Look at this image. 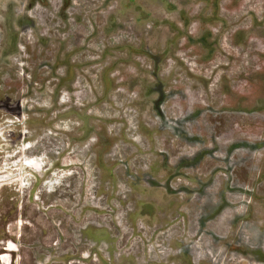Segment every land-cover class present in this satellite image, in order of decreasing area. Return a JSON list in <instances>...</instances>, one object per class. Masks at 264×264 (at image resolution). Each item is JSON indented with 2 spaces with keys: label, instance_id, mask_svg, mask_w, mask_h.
<instances>
[{
  "label": "rangeland",
  "instance_id": "rangeland-1",
  "mask_svg": "<svg viewBox=\"0 0 264 264\" xmlns=\"http://www.w3.org/2000/svg\"><path fill=\"white\" fill-rule=\"evenodd\" d=\"M3 255L264 264V0H0Z\"/></svg>",
  "mask_w": 264,
  "mask_h": 264
},
{
  "label": "bare ground",
  "instance_id": "bare-ground-1",
  "mask_svg": "<svg viewBox=\"0 0 264 264\" xmlns=\"http://www.w3.org/2000/svg\"><path fill=\"white\" fill-rule=\"evenodd\" d=\"M24 168V167H23ZM172 182V181H171ZM12 248V247H11ZM3 260H4V262H5V264H10V258H9V256L8 255H3V258H2Z\"/></svg>",
  "mask_w": 264,
  "mask_h": 264
},
{
  "label": "flooded vegetation",
  "instance_id": "flooded-vegetation-1",
  "mask_svg": "<svg viewBox=\"0 0 264 264\" xmlns=\"http://www.w3.org/2000/svg\"><path fill=\"white\" fill-rule=\"evenodd\" d=\"M89 104H92V103L89 102ZM177 184H178V183H177ZM178 185H182V183H180V184H178Z\"/></svg>",
  "mask_w": 264,
  "mask_h": 264
}]
</instances>
